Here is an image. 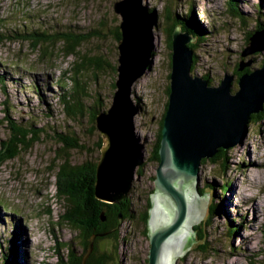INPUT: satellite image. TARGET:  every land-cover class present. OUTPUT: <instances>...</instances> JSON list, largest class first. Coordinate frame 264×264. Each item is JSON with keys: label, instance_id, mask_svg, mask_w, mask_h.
Listing matches in <instances>:
<instances>
[{"label": "rangeland", "instance_id": "obj_1", "mask_svg": "<svg viewBox=\"0 0 264 264\" xmlns=\"http://www.w3.org/2000/svg\"><path fill=\"white\" fill-rule=\"evenodd\" d=\"M115 1L0 0V76L4 80H0V146L9 133L5 106L13 107L8 113L12 121L24 123L31 116L35 129L42 127L49 132L0 166V206L11 211L3 213L0 207V250L10 251L7 261L14 250L13 257L19 264H67L69 245L80 251L77 230L64 219L70 207L67 198L57 192L54 166L60 163L57 152L68 157L71 164L96 162L99 158L100 135L96 126L93 130L89 113L90 107L107 110L115 91L118 41L114 31L121 20L113 9ZM225 1L144 0L158 12L152 64L132 86L135 102L139 99L141 104L135 126L144 142L145 164L140 174L136 172L128 193L133 217L121 219L115 238L100 243L109 254L106 264H148V220L144 224L140 216L146 212L147 198L156 197L154 176L158 164L147 157L168 100L171 49L165 8L180 14L190 6L205 26L207 37L193 46L196 60L192 74L207 75L211 85H216L225 72H234V91L238 88L236 63L248 62L251 70L261 66L264 50L246 56L241 52L248 45V32L257 29V23H264V0H236L243 21L237 18L238 13L227 11L231 7ZM36 23L53 39L40 43L36 50L32 47L36 42L33 36H6L9 31L13 34L15 29L32 28ZM72 34L83 40L75 48L76 54L66 55L63 38ZM78 65L79 90L83 89L74 111L76 117L72 118L64 113L62 101L56 97L69 90L70 77ZM250 120L241 143L224 150L215 162L206 158L198 168L199 179L194 187L183 185L186 201L193 204L194 223L176 247L170 264H264V117L254 114ZM55 130L69 140L76 139L83 148H68ZM223 181L229 188L220 189ZM165 200L159 196L158 205L164 215L156 218V228L167 224ZM214 207L222 212L210 215ZM195 225L204 229V242H199ZM19 240L24 244L20 241L19 246ZM0 264H4L2 258Z\"/></svg>", "mask_w": 264, "mask_h": 264}, {"label": "water", "instance_id": "obj_2", "mask_svg": "<svg viewBox=\"0 0 264 264\" xmlns=\"http://www.w3.org/2000/svg\"><path fill=\"white\" fill-rule=\"evenodd\" d=\"M113 9L121 19L117 79L110 107L99 111L95 118L102 142L96 161L94 195L106 203H120L128 197L136 170L144 163V142L135 126L140 109L132 95V86L152 64L156 24L154 13L144 0H117ZM171 38L169 93L154 176L156 197L150 198L147 219L148 264H160L169 238L174 239L184 226L191 228L194 223L193 204L186 201L188 195L183 185L194 187L202 159L212 158L219 149L241 143L250 116L262 112L264 106V61L260 67L242 74L237 80L238 88L233 91V73L225 72L216 85L191 73L193 51L190 44L195 40L190 34L176 26ZM263 50L264 26L252 31L241 56ZM247 65L248 62H240L238 69ZM160 195L166 199L164 218L167 224L156 228V219L152 222L151 214L155 204H159ZM159 208L158 217L164 215ZM203 208L202 205L201 213ZM118 219L121 223V214ZM94 237L90 238L81 264H85L92 251ZM175 256L176 252L171 262Z\"/></svg>", "mask_w": 264, "mask_h": 264}, {"label": "trees", "instance_id": "obj_3", "mask_svg": "<svg viewBox=\"0 0 264 264\" xmlns=\"http://www.w3.org/2000/svg\"><path fill=\"white\" fill-rule=\"evenodd\" d=\"M226 2H229V10L230 13H238L240 17L238 16L241 21H243L242 15L239 13L237 8V1L236 0H226ZM150 10L154 13L155 16V23L157 24L158 20V12L154 8H150ZM233 13V14H234ZM165 19L166 23L168 24L166 26L167 34H168V48L171 49V34L176 26H179L183 32H187L191 35L192 38H194L195 43H191L190 47L193 51V61L191 65V70L194 68L195 65V58L196 54L194 51L193 46L198 45V43L204 42L205 38L207 37L205 34L204 25L200 23V20L197 19L196 14L193 12L192 7H187L183 13L177 14L175 12H172L170 8H165ZM236 17V16H235ZM155 24V25H156ZM259 27L257 29H260L264 26V23H257ZM26 27L25 29H15L13 31V34L9 31V33H6L7 38H14L18 39V37L24 38V36H33L35 37V43L32 45L34 50L37 49L40 43L47 41H52L53 39H50L47 37V35L44 33L43 30L40 29L39 24L36 23L35 27ZM255 30V28L253 29ZM251 30L247 34V43H248V37L252 33ZM57 33V32H56ZM206 36V37H205ZM114 37L117 41L120 39V30L119 27H116V30L114 31ZM64 40V47L63 51L64 53L76 54V47L81 43L83 39L78 38L76 34L68 35V37L63 38ZM171 55V52L169 56ZM264 61V57L261 59V64ZM81 64V63H80ZM170 65V61H169ZM240 62L236 63L235 65V72L237 73V79L244 73L250 71V67L244 66L242 70H239ZM234 73V72H233ZM80 69L79 65L77 67H74L73 74L70 77V80L72 82L71 87L69 90L65 92H61L57 95V100L62 101L60 103L64 109V113L71 115L72 118H75L76 115L74 113L75 110H77V100L80 99V93L81 90H79L80 87ZM204 78H207V75H203ZM0 80L3 83V77L0 76ZM208 83L211 84V80L208 79ZM56 85L60 87V89L64 88L63 84L61 82H56ZM37 86V85H36ZM115 86V85H113ZM71 89V90H70ZM84 91V90H83ZM169 88L166 89V94L168 95ZM39 95V93H38ZM136 103L141 109V104L139 102V99H136ZM48 105V104H47ZM82 105V104H81ZM78 105V106H81ZM167 107V101L164 105V110L161 114V117L158 121V125L155 131V137L154 141L150 150V153L147 157V159L153 163L158 164L159 162V155H158V149L160 145V139H161V128H162V121L163 117L166 111ZM94 107H90V121L93 130H95V118L96 114L99 111H102V109L97 110L93 109ZM49 109V108H48ZM12 106H5V112L6 116L4 117V120L7 122V127L9 128V133L6 138L1 143L0 148L2 149V155L0 157V166L3 165L7 160L13 159L15 157H18L19 153L21 151L27 150L31 148L32 144L39 140L42 136V134H45V136L48 135V131H45L42 127L35 129L33 124L31 123V116H29L28 120L24 123L22 122H16L12 121L10 116L8 115L9 111H12ZM50 110V109H49ZM47 113L46 111H44ZM51 114V113H47ZM45 115V114H44ZM256 116L264 117V108L263 111L255 114ZM254 116L252 114L249 118L248 123H250V119ZM4 122V121H3ZM1 121V124L3 123ZM49 131H52V129H48ZM56 136L60 138V140L70 149H81L83 148L81 144L78 143V141L74 138L71 140L67 139L66 137L60 136V133L55 130ZM102 139L99 137L98 140V147L101 146ZM226 149H219V151L211 158L212 162H215L217 158H219L221 155H223V151ZM56 160L60 161L56 166L57 171L55 173L56 176V189L57 192H61V195L67 198L69 210L67 211L66 215H64L65 221H67L69 224H71L76 230H77V239L78 243L80 245V251L78 252L74 246L69 245V251L67 256V264H81V260L83 255L86 253L88 247H89V241L91 236H95L93 240V248L90 254L88 255L85 264H106L109 254L104 250V247L100 244L104 240L108 239H114L118 232L119 227V219L118 216L121 214V218L123 220L130 219L133 217V209H132V203L130 201V197L128 196L120 203H106L103 201L98 200L94 195V182H95V169H96V162L89 161L84 162L80 164H71L70 159L66 157L64 154L60 155L58 152L56 154ZM206 159H202L201 163H203ZM145 163H143L140 167L137 168L136 172L139 174L140 170L144 166ZM224 187H228L227 181H223L222 185L220 186V189H224ZM229 188V187H228ZM227 188V189H228ZM147 209L146 212H143L141 214V219L144 224H146L148 219V209L151 206V200L150 197L147 198ZM220 205V204H219ZM4 211L11 212L9 210ZM222 209L219 207L212 208L210 215H214L216 213H221ZM104 217V220L101 218ZM210 219V218H209ZM208 226V225H207ZM195 229H197L198 232V240L199 242H204L206 237V233L204 229H201L199 225L194 226ZM147 233V227L145 228ZM202 247V245H201ZM201 249V248H200ZM203 251V250H200ZM10 253L6 248H3L0 250V259L2 258V261L4 264H19V261L14 256V250L12 254V259L10 261H7V256ZM15 258V259H14Z\"/></svg>", "mask_w": 264, "mask_h": 264}, {"label": "bare ground", "instance_id": "obj_4", "mask_svg": "<svg viewBox=\"0 0 264 264\" xmlns=\"http://www.w3.org/2000/svg\"><path fill=\"white\" fill-rule=\"evenodd\" d=\"M263 108H264V106H263ZM252 211H253V216L255 218L257 216V214H256L257 211L254 209V207H253ZM159 214H160V208L157 204H155V206L152 210V214H151V221L154 222V220L159 216ZM189 229L190 228H188V226L186 225L178 233V236H175L174 239L169 238L168 242L164 245V248H163L164 250L161 254L160 261H159L160 264H170L173 253L177 250L176 247H178L180 245L182 238H184L186 236L187 231H189ZM20 241L21 240L18 241L19 246H20ZM21 243H22V241H21ZM22 244H24V243H22Z\"/></svg>", "mask_w": 264, "mask_h": 264}, {"label": "clouds", "instance_id": "obj_5", "mask_svg": "<svg viewBox=\"0 0 264 264\" xmlns=\"http://www.w3.org/2000/svg\"><path fill=\"white\" fill-rule=\"evenodd\" d=\"M1 207V206H0ZM2 208V210H3V207H1ZM18 260V259H17ZM19 261V260H18Z\"/></svg>", "mask_w": 264, "mask_h": 264}, {"label": "flooded vegetation", "instance_id": "obj_6", "mask_svg": "<svg viewBox=\"0 0 264 264\" xmlns=\"http://www.w3.org/2000/svg\"><path fill=\"white\" fill-rule=\"evenodd\" d=\"M140 174V173H139Z\"/></svg>", "mask_w": 264, "mask_h": 264}]
</instances>
